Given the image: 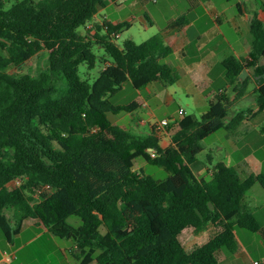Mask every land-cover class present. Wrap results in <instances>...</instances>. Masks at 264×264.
Wrapping results in <instances>:
<instances>
[{
  "label": "trees",
  "instance_id": "trees-1",
  "mask_svg": "<svg viewBox=\"0 0 264 264\" xmlns=\"http://www.w3.org/2000/svg\"><path fill=\"white\" fill-rule=\"evenodd\" d=\"M119 1L20 0L6 9L0 0V230L11 243L25 221L35 219L55 237L72 240L71 254L80 264H218L220 250H237V226L263 231L244 200L257 182L264 189V173L243 178L221 162L211 177L200 178L192 165L203 141L220 130L236 131L264 111V23L252 20L250 58L223 61L228 86L241 97L252 77L240 76L254 71L256 109L226 122L233 100L227 90L219 92L201 118L177 121L172 144L164 148L155 128L138 134L109 116L140 107L136 101L111 103L125 83L141 90L179 80L166 61L173 49L163 35L120 46L117 35L131 23L87 27ZM96 49L105 54L104 69L90 83L80 66L95 68ZM41 51L49 66L38 76L8 72ZM138 158L169 176L136 172ZM17 178L21 185L11 188ZM71 217L81 224L70 223ZM189 228L204 240L192 250L181 239Z\"/></svg>",
  "mask_w": 264,
  "mask_h": 264
},
{
  "label": "rangeland",
  "instance_id": "rangeland-1",
  "mask_svg": "<svg viewBox=\"0 0 264 264\" xmlns=\"http://www.w3.org/2000/svg\"><path fill=\"white\" fill-rule=\"evenodd\" d=\"M20 0H5V8L9 9L14 4ZM165 0H159L157 3L155 0H125L118 3H111L107 8L102 10V15L106 16L112 21L124 20L131 23L129 28L123 29L120 33V37L117 39V44L122 46L123 43L128 39H133L137 43H143L146 40L152 38L156 35H162L163 31L168 27L171 20L178 18L182 11L188 9V3L185 0H175L178 8L173 13L169 4L164 3ZM203 10L211 9L210 6L204 4ZM150 14L153 19V24L146 23L144 16ZM176 16L172 17V15ZM103 16H99V19H103ZM177 20V19H175ZM213 23H215L213 21ZM212 21L208 26H204L199 31L205 32H217L212 26ZM98 25L95 22L92 29H96ZM89 27V26H87ZM87 27L79 28L81 33H85ZM90 28V27H89ZM219 32L216 41L226 40L225 34H228L226 26H223ZM197 32L193 34V45L188 48L190 52L185 56L187 62H192L199 58V55L204 50H209L213 48L214 43L210 45H205L203 49H199V40L197 39ZM197 39V40H196ZM99 55V61L95 68L89 69L86 63L80 66V75L84 80H89L93 83L104 69V63L101 58L105 56L103 51L97 50ZM48 54L45 51H41L32 59H30L26 64L21 67H11L8 69L10 74L16 76H22L30 74L33 76H38L43 70L48 68ZM222 69L226 71L225 68L220 65L219 70ZM213 77H217L214 75ZM252 79H250L251 83ZM254 85L251 83L249 85L250 94L241 100V96H238V92H234L231 87L228 86V80L225 76L222 80L214 81L213 83L208 82H195L193 79L186 77L181 83H176L174 85H168L163 93L158 96L147 97V92L137 90L134 88L131 82L124 84L123 88L118 91L114 96L110 98L111 103L114 105H128L132 102L142 103L145 98L151 108L155 111L157 119L151 117L149 109L140 106L133 112H121L117 115L110 114V119L115 123L122 126H127L131 128L138 134H149L151 132L152 124L143 123L137 124V120L145 121H155L167 118L171 121V124L167 126L164 133H160V139L163 141L164 146L167 148L172 144V136L177 128V121L180 120L184 115H195L197 118L207 112L209 107V98L215 97L220 90H227L231 95L236 98L233 100L232 105L229 110V116L226 122H229L238 112L246 111L248 109H255L256 99L255 93L252 91ZM190 90L194 98L187 95V91ZM252 91V92H251ZM168 93H172L175 102L167 105L161 104V98L166 96ZM255 103V104H254ZM181 108L185 113L181 112ZM252 121V122H251ZM250 123L246 125L244 130H239V132L234 133V131L220 130L215 134L211 135L205 141L202 142L203 151L197 156L196 162L192 165L193 170L201 176L205 175L207 178L211 177L216 169V165L223 162L232 166H237V164L242 163L244 158L249 157L255 158L261 164V170H257L255 166L251 167V172H264V112L253 118ZM247 123V122H245ZM253 125L251 128L249 126ZM244 132V134H243ZM243 134V135H242ZM237 147V150H234ZM209 168L213 169L209 172ZM135 171L141 173L142 175H151L157 179L164 180L169 176V172L163 167L147 163L142 158H138L135 161ZM241 177H244L242 171L239 172ZM253 196V199L259 206V214H261V224L263 231L252 232L247 229H241L236 227V230L242 233H248L252 235L254 239L262 242L264 240V189L260 183H256L252 190L247 194L245 200H251L247 197ZM30 221V220H29ZM69 222L75 226L81 224L78 218H70ZM192 229H187L182 234V240L188 250H192L196 245L195 242L197 238L192 236L193 242L189 239L188 235ZM40 231L35 228L33 230H28L19 237L15 236L12 240V244L6 239L2 230H0V250H6L10 255V259L14 260V250H18L20 246L26 244V242L37 235ZM47 236H43L31 242V244L25 245V247L19 252V259L14 262V264H79L78 259L71 254V248L73 247V241L67 239H61L54 236V241L48 243ZM199 242V240H197ZM199 244V243H198ZM66 248L68 251L66 254L62 251V248ZM20 250V249H19ZM18 250V251H19ZM2 256V251H0V257ZM17 256V255H16ZM257 257L264 258V247L258 251ZM1 259V258H0Z\"/></svg>",
  "mask_w": 264,
  "mask_h": 264
},
{
  "label": "crops",
  "instance_id": "crops-1",
  "mask_svg": "<svg viewBox=\"0 0 264 264\" xmlns=\"http://www.w3.org/2000/svg\"><path fill=\"white\" fill-rule=\"evenodd\" d=\"M122 1L125 0H120V2ZM155 1L157 3L159 2V0H155ZM185 1L189 4L188 9L182 11V14L177 16L178 18H175L177 20L179 18H185L186 21L184 22V24L177 25L175 24V21L177 20L173 19L170 21L168 27L162 33L165 39V43L171 46L173 49L172 54L166 57V61L174 68H176V70L179 72V80L176 83H181L182 81L185 80L186 77L193 79L195 82L213 83L214 81L222 80L224 79L225 76L227 77V75H226V71H223L222 69L219 70V66L222 65L224 67L223 61L227 57L234 56L238 59L250 58V54L252 52L251 24L255 16H258V18L264 23V0H185ZM164 3L169 4L171 11L173 13L178 8V5L175 0H165ZM204 4L210 6L211 9L203 10L202 7L204 6ZM99 16H103L102 11L95 17L93 23L89 25V27H93L95 22H97L99 25H102L103 22H105V20L115 24L120 22H127L120 19L116 21H112L106 16H103V19H99L100 18ZM174 16H176V14L172 15V17ZM144 20L146 21V23H149L151 25L154 23L151 15L148 13L144 16ZM210 21H212V23L213 21L215 22L213 23L212 27L217 32L202 33L201 31H199L204 26H208ZM223 26H226L229 36L225 34L224 36H226V40L216 41L218 38V34H220L219 32H222L221 29L223 28ZM196 32L198 34L197 39H200L199 49H203L205 45H210L211 43L214 42L215 44L213 48L209 50H204L201 53V55H199V58L197 60H194L192 62H187L185 60L186 59L185 56L190 53L188 51V48L193 45L194 42L192 39L196 38L193 36V34H195ZM214 75H216L217 77L216 78L213 77ZM249 75L252 77L251 83L254 85L252 91L255 93V99H256L257 86L255 83L254 71L247 70V76ZM167 86L168 85L164 83L153 82L147 85L144 89H141V91L147 92V97H153V96H158L160 93H163V91L166 89ZM250 90L251 89H248L247 93H245V95L241 97L242 98L241 100H245V98L250 94ZM223 91L224 89L220 90V92ZM187 95L191 98H194V95L190 90L187 91ZM230 96L232 100L236 98L231 94ZM161 101H162L161 104L165 103L169 105L175 102V98L172 93H168L166 96L164 95V97L161 98ZM140 106L148 108L150 110L149 113L151 117L157 119L155 111L151 108L147 98H145V100L142 103H140ZM254 107L256 109L257 104H255ZM136 122L138 125L143 123H147V124L149 123L150 125L154 123V121L152 120L140 121L139 119ZM249 123L250 122L244 123L236 131H234V133L239 132V130H244V128H246V125ZM252 126L253 125L249 126V128H251ZM262 129L264 131V128ZM161 145L164 148H166L162 140H161ZM234 150H237V147ZM226 165L232 166L229 164ZM253 166H255L257 170L259 171L261 170V164L259 161H257V159L250 158L249 160V157H246L244 158L242 163H239L237 164V166H233V167H235L239 172L242 171L244 175L243 178H245L246 176L251 175L250 170L251 167ZM212 170L213 169L209 168V172ZM259 173H264V172H257V174ZM252 174L256 175L255 172ZM196 175L200 178L205 177V175L199 176L197 173ZM247 198L251 200H244V209L254 212L258 216V218L262 220L261 214H259V206L253 199V196H249ZM33 228H35L37 231L40 232L37 235L30 238L26 242V244L20 246L18 248V250L20 249L19 251L14 250L12 252V255L13 254L17 255L16 259L14 260L9 259L7 257H4L2 254V256L0 257L1 258L0 264H14V262L19 259L18 254L25 247V245L31 244L32 241L38 238L47 236L48 238L47 241L49 244L55 240L54 235L49 233V231L42 224H40L39 221L35 219L26 220L23 229L18 236L20 237L23 234V232L25 233L28 230H33ZM192 236H194L193 230H191L188 235L191 242H193V240L191 239ZM197 240H199V242ZM197 240L193 242L195 243L196 246L204 242V240H200L199 238H197ZM236 240H237L238 248L234 253L228 252L227 250H223V249L217 253V257L219 261L218 264H252L253 261L264 260V258L257 257V253L260 250V248L262 249L264 247V240H262V242H259L258 244V240L254 239L252 235H249L248 233H244L243 230L241 234L239 231L236 230ZM12 245L13 247H15L14 244ZM0 251L3 252L6 250H0ZM62 251L66 254L68 250L66 248L64 249L63 247Z\"/></svg>",
  "mask_w": 264,
  "mask_h": 264
},
{
  "label": "built area",
  "instance_id": "built-area-1",
  "mask_svg": "<svg viewBox=\"0 0 264 264\" xmlns=\"http://www.w3.org/2000/svg\"><path fill=\"white\" fill-rule=\"evenodd\" d=\"M105 22H106V20H105ZM117 36L120 37V35H117ZM181 112L185 113V111L183 109H181ZM170 124H171V121L169 119H167V118H164L162 120H155L154 123L152 124V127L155 128V130L158 133V136L161 137L160 133H164L166 131L167 126L170 125ZM151 154H152L153 157H157V152L156 151H152ZM21 183H22V180L20 178H17L13 182H11L9 184V186L11 188H15L17 186H20ZM46 188L48 189V188H50V186L48 185ZM2 254H3L4 257H7V258L10 259V257H9L10 254L7 251H3ZM16 257L17 256L15 255L14 259H16ZM252 264H264V260H256V261H253Z\"/></svg>",
  "mask_w": 264,
  "mask_h": 264
},
{
  "label": "water",
  "instance_id": "water-1",
  "mask_svg": "<svg viewBox=\"0 0 264 264\" xmlns=\"http://www.w3.org/2000/svg\"><path fill=\"white\" fill-rule=\"evenodd\" d=\"M246 76H247V70H244L243 73L241 74L240 78L242 80H244L246 78Z\"/></svg>",
  "mask_w": 264,
  "mask_h": 264
}]
</instances>
